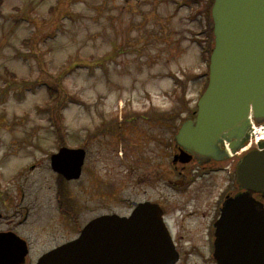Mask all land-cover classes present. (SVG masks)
Masks as SVG:
<instances>
[{"label":"flooded vegetation","instance_id":"obj_1","mask_svg":"<svg viewBox=\"0 0 264 264\" xmlns=\"http://www.w3.org/2000/svg\"><path fill=\"white\" fill-rule=\"evenodd\" d=\"M119 93L113 106L104 95L92 101L84 143L68 142L55 121V137L42 131L0 138V264H39L79 239L91 221L136 213L149 223L161 221L164 234L152 237L171 241L165 255L172 258L160 264H220L215 224L225 197L238 190L235 168L211 157L176 160V133L186 119L195 121L197 111L177 124L175 92L164 96L167 105L155 103L152 92ZM72 135L80 140L76 128ZM79 151L81 174L67 178L57 168L75 172ZM258 199L264 204V194Z\"/></svg>","mask_w":264,"mask_h":264},{"label":"rangeland","instance_id":"obj_2","mask_svg":"<svg viewBox=\"0 0 264 264\" xmlns=\"http://www.w3.org/2000/svg\"><path fill=\"white\" fill-rule=\"evenodd\" d=\"M211 2L0 0V138L55 137V121L84 143L92 101L113 106L119 92H152L163 105L175 92L178 118L188 116L209 71Z\"/></svg>","mask_w":264,"mask_h":264},{"label":"water","instance_id":"obj_3","mask_svg":"<svg viewBox=\"0 0 264 264\" xmlns=\"http://www.w3.org/2000/svg\"><path fill=\"white\" fill-rule=\"evenodd\" d=\"M212 18L215 46L209 83L198 103L196 123L185 122L176 136L184 161L192 153L224 159L223 142L237 151L248 137L251 118L264 121V0H215ZM76 154V173L56 167L67 178L80 175L84 152ZM236 173L245 191L224 203L215 225V257L220 264H264V206L254 198L264 193V141L239 161ZM139 217L94 221L78 240L45 255L39 264H160L172 258V253L165 255L173 249L170 240L152 237L164 234L161 223ZM129 249L135 255L127 256Z\"/></svg>","mask_w":264,"mask_h":264},{"label":"trees","instance_id":"obj_4","mask_svg":"<svg viewBox=\"0 0 264 264\" xmlns=\"http://www.w3.org/2000/svg\"><path fill=\"white\" fill-rule=\"evenodd\" d=\"M212 3H213V0H212ZM209 13H210V10H209ZM211 31L213 32V29H211ZM210 37H213V33H211L210 34ZM212 46L210 45V48H211ZM203 54H205V51L203 50Z\"/></svg>","mask_w":264,"mask_h":264}]
</instances>
